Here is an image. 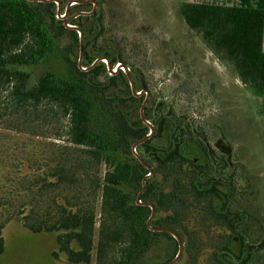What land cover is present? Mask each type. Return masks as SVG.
I'll return each mask as SVG.
<instances>
[{
	"label": "trees",
	"instance_id": "trees-1",
	"mask_svg": "<svg viewBox=\"0 0 264 264\" xmlns=\"http://www.w3.org/2000/svg\"><path fill=\"white\" fill-rule=\"evenodd\" d=\"M56 1L63 19L56 17L53 1L0 0L1 123L7 131H41L46 139L66 145L49 149L46 156L28 157L25 169L21 160L14 173H7L9 184L0 196V254L3 226L18 220L29 232L55 233L57 251L68 264H89L93 252L94 264H154L145 262L146 254L165 238L175 239L146 227L150 203L151 227L179 231L182 241L195 245L192 237L185 239L187 225L214 220L226 232L216 251L224 259L214 255L217 264H247L252 247L245 244L241 216L232 206L235 186L223 180L227 159L222 153V158L214 155L186 117L146 97L147 84L117 53L115 42L100 41L102 12L83 9L92 1L99 5V0ZM71 2L77 3L68 8ZM85 12L90 14H79ZM179 14L189 29L201 33L217 58L233 67L243 85L261 93L264 116V11L182 2ZM54 53L64 70L45 71L30 85L23 68ZM100 58L112 69L122 64L140 94L131 92L123 70L108 74ZM149 125L152 134L134 149L141 164L131 148L146 137ZM101 165L106 168L98 176L92 170ZM143 181L139 204L136 196ZM96 195L100 205L95 241ZM198 232L194 224L191 233ZM57 253H52L54 258Z\"/></svg>",
	"mask_w": 264,
	"mask_h": 264
},
{
	"label": "rangeland",
	"instance_id": "rangeland-1",
	"mask_svg": "<svg viewBox=\"0 0 264 264\" xmlns=\"http://www.w3.org/2000/svg\"><path fill=\"white\" fill-rule=\"evenodd\" d=\"M99 1L96 11L102 12L103 28L100 41L115 42L117 53L147 84L148 98L154 104L164 102L177 115L186 117L205 136L214 155L222 158V153L227 159L223 180L235 186H232L235 193L232 206L241 216L239 231L245 236V244L252 247L247 264H264L261 93L243 85L233 67L217 58L203 42L201 33L185 25L179 6L189 0ZM71 3L68 8L75 4ZM83 9L91 10L93 6ZM23 69L33 85L45 71L59 73L64 66L60 55L54 53L49 59ZM1 122L0 118V196L9 184L7 173L16 170L15 164L23 160L21 167L25 169L28 157L36 159L48 155L49 149L58 151L66 146L62 140L46 139L41 131H33V135L7 131ZM105 168L101 165L92 171L102 176ZM99 205L100 198L96 195L93 205L95 241ZM194 224L199 226L197 234L191 233ZM216 226L214 220H192L186 227L189 233L185 239L192 237L195 245L181 240L182 254L174 264H217L214 255L223 260L222 254L216 251L226 240V232ZM1 233L4 252L0 254V264H68L65 255L57 251L55 233L29 232L18 220L7 222ZM177 246L176 240L165 238L158 248L146 254L145 262L167 263L177 254ZM53 252H58L57 258L53 257ZM94 263L93 252L89 264Z\"/></svg>",
	"mask_w": 264,
	"mask_h": 264
},
{
	"label": "water",
	"instance_id": "water-1",
	"mask_svg": "<svg viewBox=\"0 0 264 264\" xmlns=\"http://www.w3.org/2000/svg\"><path fill=\"white\" fill-rule=\"evenodd\" d=\"M29 1H32V0H29ZM40 2H42V1H48V2H51V1H53L56 5H57V14H56V17L57 18H59V19H61V18H63L64 17V15H62L61 16V14L59 15V8H60V6H59V3L56 1V0H39ZM75 3H77V2H75ZM92 4H93V10L95 9V7H96V3L94 2V1H92L91 2ZM70 4H72V3H70ZM79 14H86V15H89L90 13H87V12H85V13H79ZM78 15V14H77ZM65 25L67 26V28H74V27H70L68 24H67V22H65ZM78 31V36H79V39H80V51H79V58H78V63H80V60H81V51H82V48H81V33L79 32V30H77ZM98 60H101V61H104V63L106 64V66H107V72H108V74H113L115 71H117L118 69H121V70H123V73L127 76V78H128V80H129V83H130V86H131V92H133V94L134 95H139L140 94V92H134L135 91V89H134V83H133V81L131 80V78L127 75V69L126 68H124V66L122 65V64H117V66L115 67V69H112L111 67H110V65L108 64V62L104 59V58H100V59H98ZM98 60H96L94 63H93V65L98 61ZM92 65V66H93ZM82 69H85V68H82ZM144 94L146 95V97H148V94H147V92H144ZM143 106H144V104H142V107H141V110H140V115H141V118H142V110H143ZM143 119V118H142ZM144 122H146V121H144ZM147 123V122H146ZM150 126V125H149ZM152 130H153V128H152V126H150V130H149V132H148V134L146 135V137L143 139V140H140V141H138L137 143H135L134 145H133V147L131 148V151H132V153L137 157V159L140 161V163L141 164H144L143 162H142V160L140 159V157L139 156H137L136 155V152H135V147H136V145L138 144V143H140V142H143L145 139H147L151 134H152ZM149 172H150V169H149ZM150 174V173H149ZM149 174H147L146 175V177H148L149 176ZM143 185H142V187H141V190H140V192H138V194H137V196H136V198H137V203H139V204H141L140 203V201L138 200V196L142 193V191H143V189H144V187H145V185H144V181H143V183H142ZM143 205V204H142ZM145 205V204H144ZM147 205L149 206V209H150V216L148 217V219H147V222H146V224H147V228L149 229V230H151V231H158V232H165V233H168V234H170L176 241H177V244H178V246H177V254L175 255V257L171 260V261H169V262H167V263H164V264H174V263H177V261L179 260V258L181 257V254H182V248H183V242L181 241V239L179 238V236L177 235V233L174 231V230H172V229H169V228H158V227H151V225H150V222H151V220H152V218H153V216H154V209H153V206L150 204V203H147Z\"/></svg>",
	"mask_w": 264,
	"mask_h": 264
},
{
	"label": "crops",
	"instance_id": "crops-1",
	"mask_svg": "<svg viewBox=\"0 0 264 264\" xmlns=\"http://www.w3.org/2000/svg\"><path fill=\"white\" fill-rule=\"evenodd\" d=\"M187 2L200 3L202 5H221L222 7L258 8L264 11V0H189ZM262 50L264 51V22Z\"/></svg>",
	"mask_w": 264,
	"mask_h": 264
},
{
	"label": "flooded vegetation",
	"instance_id": "flooded-vegetation-1",
	"mask_svg": "<svg viewBox=\"0 0 264 264\" xmlns=\"http://www.w3.org/2000/svg\"><path fill=\"white\" fill-rule=\"evenodd\" d=\"M92 6H93V4L92 3H90Z\"/></svg>",
	"mask_w": 264,
	"mask_h": 264
}]
</instances>
